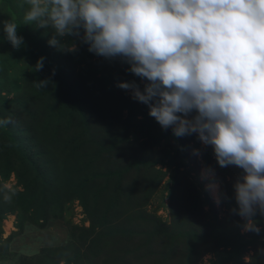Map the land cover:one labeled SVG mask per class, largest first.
Listing matches in <instances>:
<instances>
[{"label":"rangeland","instance_id":"374dc122","mask_svg":"<svg viewBox=\"0 0 264 264\" xmlns=\"http://www.w3.org/2000/svg\"><path fill=\"white\" fill-rule=\"evenodd\" d=\"M16 4L0 0V21L15 18L25 41L14 49L0 24V118L14 121L0 128V194L13 206L0 207V264H264V217L257 234L231 212L241 170L221 168L195 134L162 129L117 87L143 88L129 65L83 44L58 51ZM205 165L221 181L219 205Z\"/></svg>","mask_w":264,"mask_h":264},{"label":"clouds","instance_id":"9594fccd","mask_svg":"<svg viewBox=\"0 0 264 264\" xmlns=\"http://www.w3.org/2000/svg\"><path fill=\"white\" fill-rule=\"evenodd\" d=\"M22 21L51 29L49 46L119 59L144 81L117 82L148 115L175 137L196 135L213 149L221 168L241 173L232 181L235 207L245 232L260 233L264 217V0H17ZM14 49L24 44L15 18L0 21ZM71 38V39H68ZM38 58L32 71L44 68ZM54 74V72H53ZM37 90L50 79L34 80ZM14 123L0 118V128ZM201 155L200 149H193ZM217 205L221 181L205 165ZM227 199V195L224 194ZM264 255V248L258 249Z\"/></svg>","mask_w":264,"mask_h":264},{"label":"trees","instance_id":"16d2710c","mask_svg":"<svg viewBox=\"0 0 264 264\" xmlns=\"http://www.w3.org/2000/svg\"><path fill=\"white\" fill-rule=\"evenodd\" d=\"M37 199L38 198H35L33 205H37V202H38ZM0 205H1L0 207L3 210L5 209V211H8V210L12 209L13 206H12V204L9 203V199L6 196V193H1L0 194ZM47 205H48V202H47Z\"/></svg>","mask_w":264,"mask_h":264}]
</instances>
